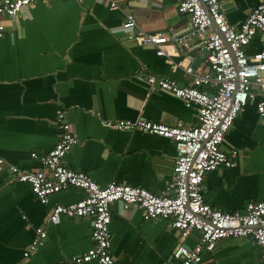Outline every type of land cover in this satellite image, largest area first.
I'll return each mask as SVG.
<instances>
[{"label": "crops", "instance_id": "obj_1", "mask_svg": "<svg viewBox=\"0 0 264 264\" xmlns=\"http://www.w3.org/2000/svg\"><path fill=\"white\" fill-rule=\"evenodd\" d=\"M180 0H124L123 8L137 18L147 32L170 31L186 36L191 25L178 12ZM228 21L237 28L262 0H221ZM125 16L104 0H47L24 7L15 17L4 18L0 39V264H13L43 225L53 207L81 200L83 190L70 187L42 204L28 183L13 179L9 165L37 171L39 159L57 144V118L65 114L78 139L65 157L66 166L87 173L104 187L128 184L154 194L171 193L177 150L168 138L103 126L102 119L145 118L170 126L193 127L197 111L171 92L149 93L146 75L187 85L190 77L174 63L184 60L197 73L208 69L197 36L187 37L191 48L173 41L168 56L153 46L139 45L123 28ZM264 48L258 34L246 48L248 56ZM198 56H202L194 65ZM207 89V88H204ZM259 93V88L254 86ZM250 100L225 136L222 148L234 166L207 172L204 198L226 212L244 210L249 202L264 201V118L257 102ZM112 249L116 264H179L173 250L180 233L166 219L146 220L136 205L116 201L111 205ZM45 244L28 264H75L74 255L93 246L92 220L63 215L46 226ZM199 232L184 240L196 246ZM259 247L247 238L220 239L212 252H204L201 264H259ZM84 264H98L91 261Z\"/></svg>", "mask_w": 264, "mask_h": 264}, {"label": "built area", "instance_id": "obj_2", "mask_svg": "<svg viewBox=\"0 0 264 264\" xmlns=\"http://www.w3.org/2000/svg\"><path fill=\"white\" fill-rule=\"evenodd\" d=\"M39 1L47 0H0V39L5 35V17L13 18L24 7ZM104 1L111 10L123 12V28L129 32V38L139 45L155 47L159 56L170 55L166 47L172 41L178 47L188 49L192 46L188 45L187 37L200 38L194 47L205 48L209 52L205 72L197 73L184 60L174 63L175 69H182L190 77L187 85L152 73L146 75L149 93L171 92L187 107L196 109L198 123L186 128L142 117L101 120L106 128L138 131L173 141L177 158L170 184L172 192L154 194L144 188L115 181L102 187L87 173L69 169L64 159L79 141L65 114L60 113L57 144L46 155L32 154L41 161L43 169L30 171L9 165V170L15 181L30 185L42 204L49 203L52 195L70 187L83 190L85 196L73 204L55 205L46 222L35 229V236L23 251L22 258L13 264H28L47 240L48 223L63 215L92 220L93 246L83 254L72 256L71 262L116 264L110 230L111 205L116 201L140 207L146 220H168L181 235V243L173 250V257L179 264H201L204 252L214 251L220 239L229 237L252 240L260 250L259 264H264V201L249 202L244 210L230 213L206 202L203 190L207 172L222 165L234 166V156L222 148L225 136L238 114L258 95L262 98L257 102V110L264 118V48L252 56L246 53V48L258 34L264 37V0L238 28L226 18L221 0H180L178 12L187 16L191 25L190 32L180 38L175 37L172 30H142L135 14L123 8L124 0ZM213 24L218 32L213 29ZM254 86L259 88V93L254 91ZM4 163L0 157V165ZM193 231L199 232L200 237L196 246L189 248L184 245V240Z\"/></svg>", "mask_w": 264, "mask_h": 264}, {"label": "water", "instance_id": "obj_3", "mask_svg": "<svg viewBox=\"0 0 264 264\" xmlns=\"http://www.w3.org/2000/svg\"><path fill=\"white\" fill-rule=\"evenodd\" d=\"M204 5V4H203ZM204 7H205V5H204ZM222 8L223 9H226V6L225 5H223L222 6ZM213 29L216 31V32H218V28H217V26L215 25V24H213ZM208 55H209V52H208V50L207 49H202V56L203 57H208ZM202 56H198L197 57V59L195 60V64L194 65H197V63H199V61L203 58ZM202 57V58H201Z\"/></svg>", "mask_w": 264, "mask_h": 264}]
</instances>
